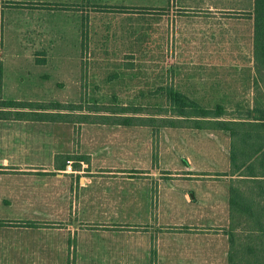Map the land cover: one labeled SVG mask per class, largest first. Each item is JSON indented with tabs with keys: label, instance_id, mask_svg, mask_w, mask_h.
Instances as JSON below:
<instances>
[{
	"label": "crops",
	"instance_id": "0c3cea01",
	"mask_svg": "<svg viewBox=\"0 0 264 264\" xmlns=\"http://www.w3.org/2000/svg\"><path fill=\"white\" fill-rule=\"evenodd\" d=\"M9 1L0 0V55L8 54L3 41L10 31ZM200 1L214 5L210 0H155L147 5L188 7L201 5ZM33 2L53 11L71 12L87 5H142L135 0ZM21 4L26 5L25 1ZM174 16L180 25L190 24V16ZM41 19L40 53L85 52L89 36L83 16H69L64 22L58 16ZM167 39H162L160 51L149 50L147 44L145 54H172L167 53ZM173 47L174 54L183 55L178 52L180 46ZM149 63L146 69L161 71V80L168 86L161 89V102H173L172 97L178 95L186 102H223V92L210 74L205 78L211 82L200 85L203 76L199 72L212 70L211 64ZM248 65L244 82L251 101L252 69ZM0 67L4 71L3 63ZM0 75L3 80L4 74ZM148 93L157 94L154 90ZM173 129L180 132V161L161 169L159 162L151 160L149 148L105 153L109 142L134 148L137 139L128 136L141 135L139 131L146 127H91L2 117L0 264H228L229 243L223 229L229 225L231 177L222 174L230 171L229 135L218 130ZM148 131L152 133L153 128ZM219 138L227 144L228 162L216 171L214 161L205 157H211L212 140L218 144ZM73 141L76 154L70 153ZM200 151L204 157L198 156ZM140 153L147 157L139 158Z\"/></svg>",
	"mask_w": 264,
	"mask_h": 264
},
{
	"label": "rangeland",
	"instance_id": "374dc122",
	"mask_svg": "<svg viewBox=\"0 0 264 264\" xmlns=\"http://www.w3.org/2000/svg\"><path fill=\"white\" fill-rule=\"evenodd\" d=\"M22 1L26 4L24 7L20 6L24 4H21ZM22 1H9L10 31L3 41L6 45L4 50L8 54L0 55V63L4 66V71L1 69L0 72L4 74V79H0L1 110L8 109L9 101H20L43 104L45 107H51L50 104L53 103L63 106L75 104L81 106L83 114H87L91 110L89 106L95 104V100L100 102L101 108L110 106L112 102L130 107L143 105L140 115L167 117L168 105L161 102L164 99L161 89L165 90L168 86L161 80V71L146 69L149 62L211 64L212 70L199 72L203 76L200 85L211 82L205 78L206 74H210L212 81L217 82L223 92L221 104L227 109L228 115H236L237 106L246 108L250 102L248 99L251 97L247 95L244 82L248 73L244 70L248 68L251 58L252 23L248 14L252 10L253 0L208 1L214 4L212 6L204 5L205 1H200L201 5L188 7L151 6L147 4L155 0H135L142 5H87L74 8L77 12L53 11L50 7H43L40 2ZM143 8L146 9L142 10ZM174 15L190 16V24L180 25L179 19L175 21ZM56 16L61 17L62 22L69 16H83L89 36L84 42L87 47L85 52L59 55L40 53L41 49L38 47L42 39L38 37V23L42 17L48 21ZM41 25L44 26V23ZM164 37H168L167 53L172 54H145L147 44H150L149 50L160 51ZM175 45L180 46L178 52L183 51V55L173 53ZM130 52L132 53L128 54ZM150 90L157 94H149ZM157 103L163 108L160 112L154 109ZM199 104L212 107L215 103ZM100 114L109 113L102 110ZM86 125L106 128L114 126ZM142 127H146V131H139L142 132L141 135L128 136L137 139L134 148L129 145L121 147L122 143L119 142L120 145L109 142L105 153H135L149 148L151 160L159 162L161 169L177 165L181 154L177 145L179 130L166 127L163 130L153 129L151 133L148 131L151 127ZM219 139L218 144H214L212 140V155L210 158L205 157L214 161L213 167L216 171L225 168L228 162L227 144ZM75 148L73 141L70 153L76 154ZM142 155L140 153L139 158L147 157L146 154ZM198 156L204 157V151H200Z\"/></svg>",
	"mask_w": 264,
	"mask_h": 264
},
{
	"label": "trees",
	"instance_id": "16d2710c",
	"mask_svg": "<svg viewBox=\"0 0 264 264\" xmlns=\"http://www.w3.org/2000/svg\"><path fill=\"white\" fill-rule=\"evenodd\" d=\"M146 8H143L144 10ZM252 23L251 58L252 100L247 107L237 106L236 115H228L221 103L212 107L186 102L175 96L168 106L167 117L142 116L143 105L115 104L104 108L93 101L87 114L81 106L9 101L0 109V119L40 122L104 124L218 130L230 138L228 264H264V0H253L248 14ZM161 104V102H159ZM157 103L156 111L161 108ZM28 109V110H27ZM109 114H100V112ZM129 112L130 115H127ZM228 115V117H227ZM226 116V117H225ZM69 157V156H67Z\"/></svg>",
	"mask_w": 264,
	"mask_h": 264
}]
</instances>
